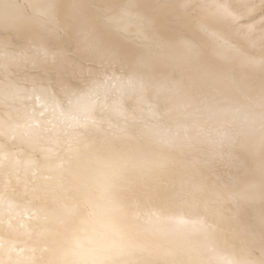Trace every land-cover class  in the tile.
Instances as JSON below:
<instances>
[{
  "label": "bare ground",
  "instance_id": "bare-ground-1",
  "mask_svg": "<svg viewBox=\"0 0 264 264\" xmlns=\"http://www.w3.org/2000/svg\"><path fill=\"white\" fill-rule=\"evenodd\" d=\"M38 1L0 0L25 16L0 39V264H264V202L224 195L264 176V3L67 0L56 24Z\"/></svg>",
  "mask_w": 264,
  "mask_h": 264
},
{
  "label": "rangeland",
  "instance_id": "rangeland-1",
  "mask_svg": "<svg viewBox=\"0 0 264 264\" xmlns=\"http://www.w3.org/2000/svg\"><path fill=\"white\" fill-rule=\"evenodd\" d=\"M39 1L38 0H33V4L35 5V4H37ZM59 2H61V3H59ZM67 2V0L66 1H61V0H51L50 1V3H47V8H46V6L45 7H43L42 8V10L43 9H45L44 11H42L43 12V15H44V17H48V16H51L50 15V13L52 14V12H53V14H52V18L56 21L55 23L56 24H58V22H60L62 19H63V17L65 18L66 16H67V14H68V11L67 10H64V11H66V13H64L63 11H61V10H63L64 9V4ZM60 4V5H59ZM49 5V6H48ZM32 7V5H30L29 7H26V8H28L29 9V11L27 10V9H25L24 11H26L27 10V12H29L28 13V15L27 16H30V14H32V12H33V10L34 9H32L31 8ZM50 7V8H49ZM61 7V8H60ZM48 8H49V10H48ZM47 9V10H46ZM50 9L52 10L50 13H48L49 11H50ZM35 11V10H34ZM37 11H35V13H33L31 16L33 17V18H38L39 19V17H41V12H39V14H40V16H39V14H37L36 13ZM61 12H62V14H61ZM47 13H48V15H47ZM24 14H26V12H24ZM35 14H37L36 16H34ZM55 15V16H54ZM61 15H63V16H61ZM5 16V15H4ZM3 16V17H4ZM21 16V17H20ZM23 16L24 15H22L21 13L20 14H17V15H14V16H10V20H5V22H4V24H0V39H2V40H8L12 35H14V34H16V28L18 29V32L19 31H22V26H23V24H24V22H25V19H23ZM81 16V15H80ZM13 17V18H12ZM24 18H25V16H24ZM56 18V19H55ZM12 19V20H11ZM37 19V20H38ZM251 19H256V16L255 15H253L252 17H251ZM20 20V21H19ZM22 20V21H21ZM27 20H28V18H27ZM36 20V19H35ZM36 20V21H37ZM58 20H60V21H58ZM10 21V22H9ZM18 21V22H17ZM58 21V22H57ZM73 21V20H72ZM71 21V22H72ZM19 22H20V24H19ZM51 22V21H50ZM53 22V21H52ZM6 23H7V25H6ZM15 23H17V24H19V25H17V24H15ZM13 26H12V25ZM16 25V26H15ZM21 28H20V27ZM54 26H55V24H54ZM7 27V28H6ZM15 27V28H14ZM48 28H49V26H47ZM45 28V29H44ZM48 28H47V31H49V30H51V29H49L48 30ZM42 31V33L44 34V30H45V32H47L46 31V27L44 26V27H42V29H41ZM14 31V32H13ZM51 31H54V29H52ZM9 32V33H8ZM14 33V34H13ZM7 34V35H6ZM9 34V35H8ZM7 37V38H6ZM40 67H42V68H40ZM38 68H40V69H38ZM44 69H46V67L44 68ZM44 69H43V66H37V69H36V71H40L41 70V73L44 71ZM43 70V71H42ZM35 73H37L38 74V72H35ZM5 75H6V72H5ZM21 75V74H20ZM18 75H16V77H17ZM23 79V78H22ZM21 79H18V82H21L20 81ZM24 81H25V79H23ZM24 81H22V83H19L20 84V87L22 88L23 87V89L27 86V88L29 89L30 88V86L32 85V86H35V85H33L32 83H29V81H25L26 82V84H25V86H24ZM28 82V83H27ZM29 84V85H28ZM22 85V86H21ZM19 86V85H18ZM19 87V88H20ZM23 89H21V90H23ZM11 92V93H10ZM12 91H5V98L4 99H6V100H3V99H1L3 96L1 95L0 96V105L4 108V107H6V108H4V109H2V110H6L7 108H9L8 107V105H9V102H10V105L13 103L14 104V102H16L15 100H16V95H12ZM7 96H8V98H11V101H10V99H8L7 98ZM12 97H13V99H14V101H13V99H12ZM7 99H8V101H7ZM25 98H23V100H24ZM3 100V101H2ZM23 100L21 101L22 102V104H21V102H19L20 103V105H24L25 104V100H24V102H23ZM2 101V102H1ZM6 101V102H5ZM5 103V105L3 104L2 105V103ZM24 103V104H23ZM7 104V105H6ZM16 104V103H15ZM0 106V108H2ZM48 107H52V106H48ZM5 129H7L6 131H7V133H5ZM3 130V129H2ZM1 130V131H2ZM0 131V139L2 138V139H11V141H14L13 139H14V135H12V130H10V128L8 129V128H4V130L1 132ZM11 132V133H10ZM4 135H3V134ZM6 134H8V135H6ZM10 135V136H9ZM12 135V136H11ZM2 136V137H1ZM5 138H4V137ZM6 136H7V138H6ZM1 139V140H2ZM0 140V141H1ZM54 142H55V144H56V142L58 143V144H60V146H61V148H60V151L59 152H61L60 154L61 155H59V158H60V160H61V162L63 163V164H65V165H67L68 164V162H69V164L72 162V160H73V158H71L70 157V155L68 154V150L67 149H64V144H61L63 141L62 140H54ZM53 146V145H52ZM64 152H65V155H64ZM68 155V156H67ZM64 157H65V159H64ZM68 158V159H67ZM66 159H67V162H66ZM67 164H66V163Z\"/></svg>",
  "mask_w": 264,
  "mask_h": 264
},
{
  "label": "clouds",
  "instance_id": "clouds-1",
  "mask_svg": "<svg viewBox=\"0 0 264 264\" xmlns=\"http://www.w3.org/2000/svg\"><path fill=\"white\" fill-rule=\"evenodd\" d=\"M257 194H259L261 201L264 202V176L261 177L258 183L244 185L243 187H240L238 191L224 193L229 199L240 200H247ZM60 264H112V262L92 257L87 254H67L61 257Z\"/></svg>",
  "mask_w": 264,
  "mask_h": 264
},
{
  "label": "snow or ice",
  "instance_id": "snow-or-ice-1",
  "mask_svg": "<svg viewBox=\"0 0 264 264\" xmlns=\"http://www.w3.org/2000/svg\"><path fill=\"white\" fill-rule=\"evenodd\" d=\"M261 3H264V0H261Z\"/></svg>",
  "mask_w": 264,
  "mask_h": 264
}]
</instances>
